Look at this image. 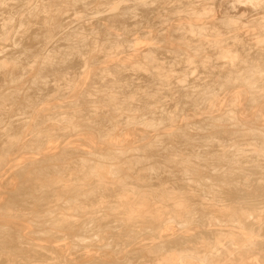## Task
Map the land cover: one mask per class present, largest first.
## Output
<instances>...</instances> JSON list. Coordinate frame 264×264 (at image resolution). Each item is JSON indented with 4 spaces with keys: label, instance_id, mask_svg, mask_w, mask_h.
I'll use <instances>...</instances> for the list:
<instances>
[{
    "label": "clouds",
    "instance_id": "1",
    "mask_svg": "<svg viewBox=\"0 0 264 264\" xmlns=\"http://www.w3.org/2000/svg\"><path fill=\"white\" fill-rule=\"evenodd\" d=\"M68 138L88 148L37 169L55 194L26 197L28 230L0 195V264H67L41 247L58 240L136 248V264H249L264 247V0H0V139L39 164Z\"/></svg>",
    "mask_w": 264,
    "mask_h": 264
},
{
    "label": "bare ground",
    "instance_id": "2",
    "mask_svg": "<svg viewBox=\"0 0 264 264\" xmlns=\"http://www.w3.org/2000/svg\"><path fill=\"white\" fill-rule=\"evenodd\" d=\"M22 104L23 101H20ZM12 133H19L20 126H14ZM134 134L128 133L125 139L131 141ZM88 148L87 143H81L68 138L59 142H49L42 156L38 157L40 163H30L24 155H18L19 149L13 148L6 139H0V156L7 155L9 162L14 158L18 166L15 171L0 165V195L6 197L4 203L16 209L18 219L12 221L11 227L16 232L28 230L31 226L27 223L29 213L39 210V205L33 207L35 200L26 199L33 196L41 201H50L55 194L53 188L39 191L43 184L47 183L46 175L37 174V169L49 168L50 162H54L61 152L72 154L83 153ZM71 177V173L69 174ZM15 178V179H13ZM11 182V186L9 185ZM2 206V205H0ZM2 222V221H0ZM41 247L51 251L58 258H63L67 264H136L140 252L132 248L128 253L121 255V250L115 247L108 251H96L91 248L84 250L81 254L70 251L65 241H55L50 246L44 242ZM40 256L47 257V251L41 252ZM51 259V257H48ZM249 264H264V247H258L249 261Z\"/></svg>",
    "mask_w": 264,
    "mask_h": 264
}]
</instances>
